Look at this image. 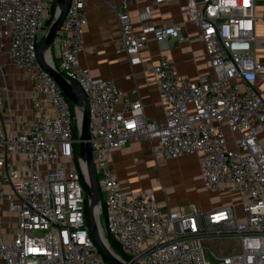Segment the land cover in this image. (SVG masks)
I'll use <instances>...</instances> for the list:
<instances>
[{"label": "built area", "instance_id": "1", "mask_svg": "<svg viewBox=\"0 0 264 264\" xmlns=\"http://www.w3.org/2000/svg\"><path fill=\"white\" fill-rule=\"evenodd\" d=\"M136 1L120 0L116 9V52L138 64L150 40L162 51L169 40L182 41L185 23H147L137 32L129 12ZM55 3L0 0V264H108L85 219L86 163L73 133L77 111L37 54ZM89 4L69 0L53 41L58 63L51 51L50 60L88 99L102 229L125 258L117 256L128 264H264V48L257 47L256 0H187L181 7L199 30L211 74L191 81L168 58L153 65L161 120L146 116L141 99L131 100L81 65ZM150 16L147 7L142 17ZM15 75L26 89L12 90ZM20 93L27 94L23 110L14 101ZM131 140H156V161L197 155L204 188L230 195L231 202L210 211L164 212L152 191L123 189L110 155ZM234 240L237 251H227L235 250L228 245Z\"/></svg>", "mask_w": 264, "mask_h": 264}, {"label": "crops", "instance_id": "2", "mask_svg": "<svg viewBox=\"0 0 264 264\" xmlns=\"http://www.w3.org/2000/svg\"><path fill=\"white\" fill-rule=\"evenodd\" d=\"M154 1L138 0L131 4L129 12L133 29L139 32L147 23L157 27L185 23L182 41L171 39L167 49L162 51L152 39L140 53L141 63H133L127 55L116 52L119 41L116 9L120 0H90L87 8L88 23L84 29L85 46L79 58L81 65L89 69L95 78L112 80L131 100H142L147 117L161 120L163 110L160 94L151 79L153 65L163 57L168 58L175 63L182 77L197 81L200 76L211 74V64L205 54L199 30L187 22V14L181 9L187 0H174L162 5H155ZM256 5L257 47L262 50L264 0H256ZM147 7L151 8V16L144 20L142 15ZM9 85L15 91L26 89L18 75L12 76ZM26 99L27 94L20 93L14 100L20 110L25 108ZM154 144H157L156 140H131L124 148L111 153L110 165L123 189L152 191L164 212L168 209H180L186 214L210 211L231 202L230 195L210 192L204 188L197 155L156 161L152 153Z\"/></svg>", "mask_w": 264, "mask_h": 264}, {"label": "water", "instance_id": "3", "mask_svg": "<svg viewBox=\"0 0 264 264\" xmlns=\"http://www.w3.org/2000/svg\"><path fill=\"white\" fill-rule=\"evenodd\" d=\"M57 9L54 18L49 25L44 38L37 46V54L43 69L48 72L61 87L63 93L72 102L77 114V123L79 127V155L86 163L87 182L85 188L88 199V210L91 222V234L93 240L102 256L108 264H128L123 262L110 247L108 240L105 238L100 225V189L98 185L97 174L94 166L93 152L90 145L89 132V108L88 99L81 87L68 81L65 76L59 72L50 60V51L53 45L55 34L60 28L67 9L69 0H56ZM96 209L98 210L96 214Z\"/></svg>", "mask_w": 264, "mask_h": 264}, {"label": "rangeland", "instance_id": "4", "mask_svg": "<svg viewBox=\"0 0 264 264\" xmlns=\"http://www.w3.org/2000/svg\"><path fill=\"white\" fill-rule=\"evenodd\" d=\"M49 27V26H48ZM48 27L47 28H45V30H44V32L42 33V35L40 36L39 35V39H40V41L44 38V36H45V34H46V32H47V29H48ZM40 41H39V43H40ZM59 54V47L57 46V45H52V47H51V55H52V58H53V60L56 62V63H58V58H57V55ZM98 177H99V175H98ZM101 201L103 202L104 201V196L102 195V197H101ZM102 211V210H101ZM3 217H4V220L5 221H7L8 219H9V215H3ZM102 220H103V218H102V215H100V225H101V228H102ZM9 229H12V228H9ZM102 231H103V234H104V236H105V238H106V233H105V231L102 229ZM209 243H206V246L208 245ZM228 245L229 246H231L232 245V249H235V250H231V249H227V251H233V252H236L237 250V241H231V242H228ZM221 250H219L220 251V253H224L225 252V249H222V248H220ZM120 252V251H119ZM211 250H210V248H205V254H206V258H207V260L208 261H210L211 263H214L215 262V259L212 257V255H211ZM121 253V252H120ZM115 254L116 255H118L117 254V252H115Z\"/></svg>", "mask_w": 264, "mask_h": 264}, {"label": "trees", "instance_id": "5", "mask_svg": "<svg viewBox=\"0 0 264 264\" xmlns=\"http://www.w3.org/2000/svg\"><path fill=\"white\" fill-rule=\"evenodd\" d=\"M56 7H57V4L55 3L54 7H53V10H52V18L48 21L47 23V26H49L52 22V19L55 15V11H56ZM73 84H75V82L73 81ZM73 133H74V137L76 139L79 138V127H78V124L77 122L75 123V126H74V129H73ZM75 149L78 150L79 149V144L77 143L75 145ZM102 218L104 220V217H105V207L103 206L102 207ZM85 219H86V223H87V226L89 228V231H90V236L92 237V234H91V230H90V227H91V222H90V217H89V210H88V199L86 198V211H85ZM93 238V237H92ZM106 239L108 240L109 244H110V247L115 251L117 252L120 256H122L123 258L124 255L122 253H120L119 251V246L116 244V242L112 239V237L110 235H108L106 233Z\"/></svg>", "mask_w": 264, "mask_h": 264}, {"label": "bare ground", "instance_id": "6", "mask_svg": "<svg viewBox=\"0 0 264 264\" xmlns=\"http://www.w3.org/2000/svg\"><path fill=\"white\" fill-rule=\"evenodd\" d=\"M98 210L96 209V214H97Z\"/></svg>", "mask_w": 264, "mask_h": 264}]
</instances>
